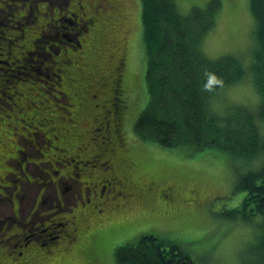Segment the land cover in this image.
<instances>
[{
    "label": "rangeland",
    "instance_id": "rangeland-1",
    "mask_svg": "<svg viewBox=\"0 0 264 264\" xmlns=\"http://www.w3.org/2000/svg\"><path fill=\"white\" fill-rule=\"evenodd\" d=\"M116 1L121 18L114 19V22L116 26L121 27L120 44L122 46L125 43L126 58V71L122 83L126 89L127 102V109L122 118V130L124 128L125 131L123 133L124 154H127L129 161H132V170H129L132 177L139 179L136 180L138 185L148 186L151 189L148 194L151 196L147 194L141 201L130 203L123 214L115 215L114 219L110 218L111 221H106L107 226L103 224L105 230L94 229L92 233L95 235L89 241L85 239L78 243L80 241L78 240L79 247L69 249L73 243H69L67 247L66 243H61L58 239L49 246V249L59 253L51 259L52 261H43L42 264H117L114 251L129 241L137 240L143 234L155 235L168 245L178 247L198 264H243L244 259L251 261L254 257L255 239L260 231L261 219L254 217L248 221L240 218L231 220L228 215L231 210L241 205L245 194L242 191H235L237 175L248 169L259 167L261 162L258 166H254L258 161L243 163L240 158L213 149L193 151L185 148H164L150 141H142L136 136L133 127L147 101L145 55L140 22L141 8L138 0ZM219 1L221 5L214 25L203 39L204 52L212 59L228 54L237 57L244 66L245 75L240 83L223 89L219 95L215 96L212 108L219 115L226 114L231 107L237 105L256 111L259 100L249 70L254 47L252 38L254 23L248 0ZM208 2L209 0H176L182 14L189 13L192 7L204 8ZM9 3L8 0H0L1 12H7L5 6ZM19 6L20 4L14 2L10 8L14 11V17L25 16L26 24L22 23L21 26L23 32L11 28L4 32V26L1 24L9 18L3 13L0 14V31H3L9 39L16 38V42H12L10 52L20 58L19 53L27 50L25 43L38 37L45 20L41 17V12L44 11L41 5H39L40 15H37L36 20L29 15L28 4L23 3L24 8ZM33 9L34 7L31 6L32 12ZM33 13L36 14L35 11ZM55 17H58L56 13ZM65 18L64 15L61 16L62 27L58 28L61 30L55 28L50 31L45 30L46 37L55 38L56 41L57 38L62 40V36L66 35L75 41L73 35L76 31L67 28ZM46 21L49 22L47 19ZM72 21L80 24L78 20L72 19ZM80 26L83 27L84 24ZM80 26L77 28L80 29ZM28 32L35 34L27 38ZM79 39L81 40L82 37ZM43 46L44 43L40 42L36 49L29 48L33 55L22 56L25 61L20 64L9 66L0 64L1 193H4L3 188L6 192L11 191V188H8L11 184L1 177L6 175L12 181L14 179L11 175L12 169L20 159H23L22 163H30L28 168L33 173H36L37 169L60 167L62 161L75 152V147L79 143L92 137L90 130L100 128V125L93 121L95 112L91 109L88 98L76 114L74 111L71 114L62 111L60 108H64V104L57 105L53 102L67 101L63 97H58V91L62 88L55 85V77L61 64L58 61H61L62 56H49L48 61H44L42 57L45 55L41 50ZM1 49L2 51L5 49L4 43L0 45V51ZM15 52L18 53L15 54ZM77 53H79L78 50ZM0 60L10 61L3 56H0ZM53 60H56L58 65L50 64ZM66 62L69 64L68 61ZM69 68L70 66H66V69ZM26 71L31 72L32 79L27 78L25 82L13 79L20 77L19 75ZM8 93L12 95L9 96ZM89 109H91V115L88 114ZM27 111L38 112L36 114L43 112L42 117L47 121L42 126L48 122L50 126L52 124L59 126L56 128L57 131L50 134L51 137H56L55 143H50L48 146V142L46 145L47 140L39 136L38 131L27 121L23 122L26 118L34 116ZM68 121H71L70 126H72L69 132L75 135L78 142H74L72 137L61 139L64 137L61 123L68 125ZM261 130H264V124ZM32 133L36 135L35 139ZM99 141L96 140L93 145L99 144ZM87 150L93 149L89 145ZM85 151L81 150L75 154L82 155ZM1 167L4 168L1 169ZM96 169V167L93 168L94 171ZM68 171H71V168L64 167L61 174L64 175ZM55 186L49 187L43 194L46 197H55ZM61 186H66L65 182ZM38 188L39 185L33 182L30 186L23 187V192L19 195L22 198L21 212H26L23 201H31L32 192ZM4 205L9 204L6 199L0 198L2 213H4L2 210ZM28 205L29 202L26 207ZM63 218L69 220V214L63 212L59 218L41 228L58 223ZM28 228L29 230L24 231V235L41 229L39 225ZM13 243L16 242H11ZM10 251L7 246H0L1 253L8 254ZM14 256L10 253L7 260L10 262Z\"/></svg>",
    "mask_w": 264,
    "mask_h": 264
},
{
    "label": "trees",
    "instance_id": "trees-1",
    "mask_svg": "<svg viewBox=\"0 0 264 264\" xmlns=\"http://www.w3.org/2000/svg\"><path fill=\"white\" fill-rule=\"evenodd\" d=\"M138 1L141 8L140 22L145 55L147 101L136 118L133 130L140 140L150 141L164 148H185L193 151L213 149L240 158L243 163L258 161L257 165L254 166H258L261 162L259 167L248 169L237 175L234 186L235 191H243L245 194L241 205L231 210L228 216L231 220L240 218L243 221H248L254 217L261 219L260 231L255 239L254 257L249 262L244 259L243 264H264V130H261L262 124H264V0H248L254 23L252 32L254 47L249 70L258 95L257 110L252 111L244 106L237 105L231 107L224 115L215 112L212 108V101L223 89L240 83L244 78L245 69L242 62L233 55L228 54L212 59L204 52L203 39L214 25L215 17L220 9V1L209 0L204 8L192 7L187 14H182L179 11L176 0ZM15 2L20 4L19 8H24L23 3L25 0H16ZM71 3L73 4L70 8L68 7L69 11L74 15H78V19L74 20H78L84 26L81 27L76 22L75 26H69L66 23L67 28L75 30L74 35L78 34V39L82 37V39L86 38L89 41H94L93 52L94 54H100V56L94 57L92 55L93 47L91 49L89 46L81 45L79 47L77 44L71 43L77 46L75 52H72L80 59L78 62H81V53H91V58L95 62V64L91 63V70L94 71L98 68L100 80L105 82L108 68L104 66V63L106 54L108 52L114 53L112 52L114 47L112 44L116 48H122V51H125V43L122 46L120 44L121 27L116 26L114 20L111 23L108 22L110 18L107 17L108 12L100 7L99 0H71ZM76 5L80 6L78 12L76 11ZM28 12L30 15V10ZM32 14L30 16L34 20L37 19V15H40L39 13ZM56 15L58 17L70 16L69 19H73L71 18L73 16L69 13H56ZM7 17L9 19H6L5 22H11L14 25H7L4 22L1 24L4 26L3 31L5 32L11 28L22 33V23L26 24L25 16L13 17L14 19ZM81 18H86L85 20L88 22L80 21ZM45 22L48 24L51 21H44L43 23ZM61 24L62 22L57 26L52 24V28L47 26L45 30L50 31L54 28L61 30L58 29L59 26L62 27ZM77 26L81 28L78 29ZM3 31H0V45L7 41L10 48L5 50V46L3 51L1 49L0 56L6 57L5 53L11 51L12 42H16V38L4 39L7 36L4 35ZM40 39L45 38L40 36ZM41 50L47 56L43 48ZM77 50L79 53H77ZM72 52L70 50V53ZM43 54L42 56H44ZM44 57L42 59L46 61ZM117 57H121L123 65H117L119 73L117 78L112 81V85L100 83L98 77L86 75L83 69L73 68L67 58L65 60L69 64L67 62L61 63L62 65L60 64L58 67L57 76L55 77V85L62 88L58 91V97H63L67 101L53 102L57 105L64 104V108L60 109L68 112V114L73 113V111L75 114L79 112L82 104L86 102L88 94H92L93 91L99 89L96 85L107 90H113L115 93L116 104L114 106L117 114L103 120L104 123L109 122L114 130H103L104 123L102 122L100 124L102 132L99 136L95 135V137L92 130H90L92 137L78 145L81 146V150H86L82 153L83 155L94 156L91 159L94 167H88L86 172H92L96 176L107 175L104 174L101 164L105 168L109 167L110 158L108 154L111 153L112 142L116 150L122 151L124 149V147L122 148V141L118 139L121 132L125 133L124 128L122 130V118L125 109H127L126 89L122 84L124 72L126 71L124 52ZM8 59L10 60L9 65L12 64V61H16L14 57ZM102 59L103 61H101ZM66 66H70V68L66 69ZM77 68H82V65L78 64ZM64 74L74 80L72 86L67 83ZM19 76L13 79L25 82L27 78H33L30 71L23 72ZM68 86H71V88H67ZM82 90H87V93H82ZM72 92H77L80 95L78 108H76L74 102L65 97ZM89 110L88 114L91 115V109ZM27 112L28 114H34V116L26 118L23 122L27 121L32 128L38 131L39 136L43 135V139L47 140L46 145L48 142V146L50 143H55L56 137H51L50 134L57 131L56 128L59 126L55 124L50 126L48 125L49 122L42 126L47 121L42 117L43 112L39 114H36L38 112ZM93 118L96 119L97 116L94 114ZM70 122L68 121V125L61 123L63 125L61 131H64V137H61V139L72 137L74 142H78L75 135L69 132L72 127ZM100 136L104 137V140ZM33 138L35 139V137ZM96 140H100L99 144L93 145ZM123 144H125V141H123ZM89 145L93 150H87ZM83 155L78 154L75 159L78 161L79 159H85ZM98 163H100V167L96 165ZM95 167L97 169L94 171L93 168ZM3 168L1 167V169ZM54 168L60 170L61 173L64 167L55 166ZM122 168V164L118 163L117 170L120 172ZM0 195L7 196V193L0 192ZM62 224L64 225L65 222H62ZM114 258L117 264H198L178 247L168 245L152 234L140 235L137 240L129 241L120 246L114 251Z\"/></svg>",
    "mask_w": 264,
    "mask_h": 264
},
{
    "label": "flooded vegetation",
    "instance_id": "flooded-vegetation-1",
    "mask_svg": "<svg viewBox=\"0 0 264 264\" xmlns=\"http://www.w3.org/2000/svg\"><path fill=\"white\" fill-rule=\"evenodd\" d=\"M8 1L13 4L16 0ZM54 1L55 2L53 3V0H25L24 4H28L30 6V15H32L34 11L36 14L40 13L39 9L41 8L39 5H41L44 8V13L41 12L43 19L45 21L47 19L51 22L48 24H46V22L42 23L41 30L38 33L39 38L37 37L34 40H28L29 42L27 41V43H25V48L27 50L19 53L21 56L20 59L18 55H14L10 52H4L6 58L8 59L14 57L16 58L15 62L20 64L22 63L21 60H24L22 56H32L29 48L35 49L37 48L38 43L43 42V50L47 55L44 57L45 60L48 61L49 56H62L60 61L61 63H66L65 59L67 58L70 65H73V68L79 70L83 69V72L86 75L90 77H98V81L100 83L112 85V81L117 78L119 73L117 65H123L121 57H117L119 54L124 52L122 51V48H116L115 45L112 44V46H114L112 48V52L114 53L108 52L106 54L104 66L108 68V72L106 73L105 82L101 81L98 68L94 71L91 70V63L95 64L94 59L91 58V56H100V54H94L93 52L95 45L94 41H89L86 38L80 40L78 39V34L73 35L75 41H72L66 35L62 36V40H58L57 38L56 41L55 38L43 35L47 26L48 28H52V24L57 26L62 22L61 17L55 18V13H69L73 16L71 18L78 19L77 14L74 15L69 11L68 7L71 0ZM99 1L100 7L103 8L104 11L108 12L107 17L111 18V20L110 18L108 19V22L111 23L114 19L121 18L117 11L118 5L116 4V0ZM10 3L5 6L7 12L2 11V13L13 18L14 11L10 8ZM31 6L34 7L33 12L31 10ZM78 6L79 5H76L77 12L80 9V6ZM85 19L86 18H81L80 21L87 23L88 21ZM65 20L69 26L76 25L75 22L67 17ZM33 34L35 33L28 32L27 38L31 37ZM4 35L6 36L5 33ZM40 36L47 39L42 40L40 39ZM57 36L58 35H56V37ZM4 39L8 40L9 38L4 37ZM4 43L6 46L5 50L10 48L7 41ZM71 43L77 44L79 47H81V45L86 47L89 46L90 49L93 47L91 52L92 55L91 53H81V62H78L80 59L73 53L75 52L77 46H74ZM70 50L71 52L73 51V54L70 53ZM17 53L18 52H15V54ZM124 59V66H126V58ZM101 61H103V59ZM15 62L12 61V65H15ZM50 62L53 66L58 65L56 60ZM0 64L9 66L8 61L6 60H0ZM78 64L82 65V68H77ZM64 75L67 78V83L72 86L74 80L71 77H68L67 74ZM71 86H68L67 88H71ZM96 87L99 89L93 91L92 94H88V101L91 109L97 116L96 119L93 118V121L95 124L100 125L103 120L117 114L116 107L114 106L116 104V100L113 90H107L97 85ZM81 92L87 93V90H82ZM65 97L74 102L76 108L79 107L80 95L77 92L69 93L68 96ZM105 129L108 131L109 129H112V131L114 130L112 125L110 126L109 122L104 123L103 130ZM101 132L102 129L100 128L92 129V133L96 136H99ZM123 133L121 132V135L118 138L119 141H122V148L124 145L123 141L125 139ZM32 136L36 137L34 133H32ZM100 138L104 140V137L100 136ZM111 145L113 147L110 150L111 153L108 154L110 158V163L108 164L109 167L105 168V166L101 164L104 174H107L104 175L106 177L102 175L96 176L92 172H86L88 167H94L91 163V159L94 156L82 154L85 159H79V161L75 159L78 157V154H75V152L77 153L80 151L82 149L81 146H76L74 150L75 152L72 155H69V157L66 158V160H63L60 164V167L72 168L71 171L65 173L64 175H61L60 170L55 168L37 169L36 173H33L28 168L30 164L28 162L22 163L23 159H20L18 164L12 169L13 173L11 175L14 176L12 181L6 175L1 177V179L5 182L11 184L8 187L11 188V191L6 192L5 188H3V192L7 193V196L0 195V198L6 199L9 204L2 206L4 213L0 212V219H2L0 221V246H7V249L11 251L8 254L0 252V264H42L43 261H50L59 252L54 250L51 251L49 246L58 239L61 243H66L67 247L69 246V243H73L69 249L79 247L77 244L78 240H80L78 243L84 241L85 239L89 241L95 235L92 233V230H105L103 224L105 223L106 225V221H111L112 219L110 218L114 219L117 214H123L126 211V207L130 203L141 201L144 196L151 191L148 186L143 184L138 185L136 180L139 179H135L134 176L132 177V174L129 172V170H132V161H129L127 154H124V149L122 151H118L114 148L113 142ZM118 163H121L123 166L120 172L117 170ZM96 165L100 167V163ZM32 182L39 185V188L35 192H32V197H30L31 201H23L25 205L24 210L26 209V212L23 213L20 211L22 198H20L19 195L23 192V187L30 186ZM63 182H65L66 186H61ZM53 185H56L54 187L55 197H46L43 193L47 192L48 188ZM148 195L151 196V194ZM162 195L166 196L164 194ZM28 202L29 205L26 207ZM63 212L69 214V220L63 218V220L58 223H52L49 227L41 228L47 223H51L54 219L59 218ZM62 222H65V224L63 225ZM28 225L32 227L34 225H39L41 229L37 230V232H33L32 234L24 235V231L29 230ZM31 229L34 230V228ZM13 241L16 243L11 244ZM10 253L15 256L9 262L7 258L10 257Z\"/></svg>",
    "mask_w": 264,
    "mask_h": 264
},
{
    "label": "bare ground",
    "instance_id": "bare-ground-1",
    "mask_svg": "<svg viewBox=\"0 0 264 264\" xmlns=\"http://www.w3.org/2000/svg\"><path fill=\"white\" fill-rule=\"evenodd\" d=\"M245 191V190H244ZM243 192V191H242ZM248 193V192H247Z\"/></svg>",
    "mask_w": 264,
    "mask_h": 264
}]
</instances>
